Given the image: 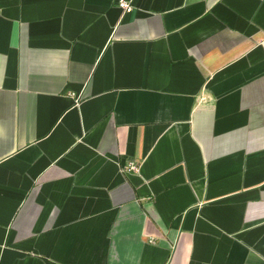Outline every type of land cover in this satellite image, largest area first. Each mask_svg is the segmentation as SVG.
<instances>
[{
  "label": "crops",
  "instance_id": "crops-1",
  "mask_svg": "<svg viewBox=\"0 0 264 264\" xmlns=\"http://www.w3.org/2000/svg\"><path fill=\"white\" fill-rule=\"evenodd\" d=\"M127 1L0 0V264H264V0Z\"/></svg>",
  "mask_w": 264,
  "mask_h": 264
},
{
  "label": "built area",
  "instance_id": "built-area-1",
  "mask_svg": "<svg viewBox=\"0 0 264 264\" xmlns=\"http://www.w3.org/2000/svg\"><path fill=\"white\" fill-rule=\"evenodd\" d=\"M118 6L129 11L131 9V4L127 0H118ZM139 164L134 160H129L127 163L122 166L124 172H138Z\"/></svg>",
  "mask_w": 264,
  "mask_h": 264
}]
</instances>
